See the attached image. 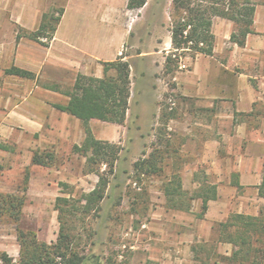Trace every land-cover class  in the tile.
I'll list each match as a JSON object with an SVG mask.
<instances>
[{
  "label": "crops",
  "instance_id": "crops-1",
  "mask_svg": "<svg viewBox=\"0 0 264 264\" xmlns=\"http://www.w3.org/2000/svg\"><path fill=\"white\" fill-rule=\"evenodd\" d=\"M252 1L253 32L246 35L242 46L230 41L234 23L214 16L212 55L190 57L187 69H172L162 78L156 70L162 68L164 56L157 55L171 48L170 32L149 50L137 47L134 52L127 51L136 48L137 42H128L136 21L131 23L132 17L127 21L126 12L145 4L128 8L127 0H1L8 25L27 31L38 28L47 10L54 6L62 9L47 46L26 37L16 40L13 27L0 37V73L7 75L3 87L9 91L0 93V105L7 109L4 120L22 123L32 133H39L43 122H49L57 127L51 129L50 137L71 138L81 121L53 105L68 101L63 91L72 87L78 73L101 77L103 62L123 55L130 63L131 81L124 122H89L117 126L116 138L121 142L129 131L127 123L141 119V98L149 96L155 122L164 117L168 136L185 138L194 147L189 150L182 144L180 149L183 156L190 155L183 161L182 187L207 183L216 188V197L207 201L202 221L211 227L230 212L257 215L255 203L263 199L258 186L264 174V0ZM11 66L30 71L34 79L5 73ZM168 97L174 99V105H169ZM160 98L168 112L162 109ZM134 102L137 107L131 118ZM91 130L97 138L108 137V132L99 136ZM202 164L213 176L211 180L206 173L195 177Z\"/></svg>",
  "mask_w": 264,
  "mask_h": 264
},
{
  "label": "rangeland",
  "instance_id": "rangeland-1",
  "mask_svg": "<svg viewBox=\"0 0 264 264\" xmlns=\"http://www.w3.org/2000/svg\"><path fill=\"white\" fill-rule=\"evenodd\" d=\"M170 2L146 0L144 7L126 12L127 21L131 17V23L136 21L132 25L133 34L128 42L130 44L135 41L137 46L129 48L128 52L138 48L149 50L155 41L160 45L169 32ZM46 12L55 16L57 7ZM11 27L16 33L21 32V27L8 25L5 10L0 9V37L4 38L8 34L7 29ZM41 40L46 41L45 37H41ZM164 51L157 55L164 56L162 68L156 70L162 78H165L164 73L167 72L165 57L171 54V48L166 53ZM179 60L184 64L182 69L189 67L191 58L188 55H182ZM2 74L0 93L5 95L9 93L3 87L7 75ZM141 101L138 113L141 119L139 123L133 119L127 123L129 131L121 142L116 138L117 126L100 122L88 124L96 135L102 136L103 132H108V137L97 138L93 134L95 138L115 143L120 150L112 174L104 163L97 165L99 172L106 170L108 178L100 209L87 215L77 213L70 223L73 245L88 257L83 264H199L202 260L208 264H239L229 259L233 246L217 241V222L209 227L207 222L196 216L200 210L198 199L191 201L190 211L166 207L162 183L172 173L181 177L183 161L190 157L180 152L182 144H186L189 150L194 147L185 138L168 136L169 131L162 123L164 117L161 116L159 122H155L149 96H143ZM160 101L162 109L168 112L164 98H160ZM136 107L135 102L132 103L131 118L134 117ZM6 110L4 105H0V143L11 146L13 150L0 149V192L20 195L23 193L26 176L28 181L20 219L15 220L7 214L0 217V264H9L3 260V254L13 263L18 261L20 246L16 233L19 228L33 232L40 241H55L59 229L58 212L54 209L55 197L72 195L80 198L82 193L93 189L99 179L96 172L84 170L85 157L72 151V146L80 144L85 136L82 123L71 138L57 137V134L50 137L51 129L57 127H51L49 122H43L39 133H32L25 130L22 123L5 122ZM136 125L139 127L136 128ZM73 140L78 143H73ZM154 149L161 151L157 166L162 170L155 174L141 173L134 163L147 157ZM34 152L42 155L52 153L51 164L43 166L32 163ZM204 166H199V177L206 173L208 180H211L213 176ZM183 189L191 193L195 186L189 185ZM238 191L240 193L241 190ZM255 205L257 210L262 209L264 213V199Z\"/></svg>",
  "mask_w": 264,
  "mask_h": 264
},
{
  "label": "trees",
  "instance_id": "trees-1",
  "mask_svg": "<svg viewBox=\"0 0 264 264\" xmlns=\"http://www.w3.org/2000/svg\"><path fill=\"white\" fill-rule=\"evenodd\" d=\"M146 0H127L128 8H139ZM62 9L57 15L44 12L36 30L27 31L21 28L15 39L26 37L47 46L52 37ZM254 2L252 0H171L169 10V32L171 38V54L165 57L167 71L178 66L182 55L193 58L197 54L212 55L214 35L211 31L212 18L219 16L234 23L230 41L242 46L248 33H252ZM45 37L46 41H42ZM173 55V57H172ZM5 73L32 78L30 71L16 66L6 68ZM130 63L123 55L115 60L103 62L101 77L78 73L69 90L63 91L68 96L65 104L53 106L67 114L78 118L84 128L85 136L80 144H74L72 151L85 157L84 170L96 172L99 179L93 189L82 193L80 198L58 195L54 200V209L58 212L59 229L55 241H40L31 231L17 229L16 238L20 246L19 259L16 263L3 254V260L9 264H83L87 255L79 252L73 245L70 223L77 213L87 215L97 212L105 195L108 178L105 171L99 172L97 165L104 163L110 174L120 147L117 144L102 141L94 137L89 128L90 119L122 124L129 107L130 97ZM0 149L11 151L13 148L0 143ZM161 151L154 149L147 157L134 163L141 173L155 174L162 170L157 166ZM53 160L52 153H33L32 163L48 166ZM1 168V165H0ZM195 173V177H199ZM28 177H25L23 193L0 192V217L4 214L18 220L25 201ZM162 192L167 208L190 211L191 201L200 199V210L196 214L202 218L207 208V201L216 197L213 184L200 183L189 193L183 189L181 177L172 173L162 183ZM258 194L264 199V174L258 186ZM219 242L233 246L229 257L239 264H264V213L257 215L231 213L225 220L217 222ZM199 264H208L200 261Z\"/></svg>",
  "mask_w": 264,
  "mask_h": 264
},
{
  "label": "built area",
  "instance_id": "built-area-1",
  "mask_svg": "<svg viewBox=\"0 0 264 264\" xmlns=\"http://www.w3.org/2000/svg\"><path fill=\"white\" fill-rule=\"evenodd\" d=\"M183 67H184V64H181L180 60H179L177 68L182 69ZM167 102L169 103L170 106L174 105V103H175V101L172 97H168Z\"/></svg>",
  "mask_w": 264,
  "mask_h": 264
}]
</instances>
